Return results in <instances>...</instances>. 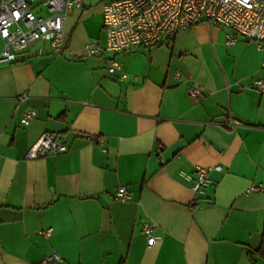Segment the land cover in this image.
I'll return each mask as SVG.
<instances>
[{"label":"crops","instance_id":"0c3cea01","mask_svg":"<svg viewBox=\"0 0 264 264\" xmlns=\"http://www.w3.org/2000/svg\"><path fill=\"white\" fill-rule=\"evenodd\" d=\"M102 10L82 0L68 14L60 53L44 40L0 64V264L52 253L56 264H264L249 255L264 229V93L246 88L264 80L262 54L202 22L156 46L90 56L87 44L105 47ZM112 61L125 78L108 73ZM194 83L205 92L190 97ZM48 132L67 134L69 151L27 160ZM197 167L213 185L195 205L180 172L195 178ZM118 186L129 202L114 199ZM142 223L153 226L150 248Z\"/></svg>","mask_w":264,"mask_h":264},{"label":"built area","instance_id":"2783aa9c","mask_svg":"<svg viewBox=\"0 0 264 264\" xmlns=\"http://www.w3.org/2000/svg\"><path fill=\"white\" fill-rule=\"evenodd\" d=\"M102 5V21L106 36L102 49L95 43H89L85 49L90 56H99L103 52L125 53L137 48H149L162 43L165 39L177 35L202 22L210 27L219 26L227 29L226 44L235 42L239 36L255 44L262 54L264 69V0H99ZM82 0H0V39L3 50L0 64L17 60L20 51L40 41H48L56 53L63 49L64 24L68 14L81 6ZM108 73L121 72L125 78L121 64L112 61ZM175 76L180 78V74ZM247 89L264 93V80H254ZM239 91L243 87L239 86ZM205 89L194 83L187 93L196 97ZM18 105L29 99L27 93L15 97ZM34 109L23 112L19 124L28 126L35 118ZM229 131L234 132L238 124L228 113L227 120L222 123ZM85 138L87 136L78 134ZM101 142V140H99ZM70 140L65 133H43L29 148L27 160L38 157H56L68 152ZM214 170L221 171L220 166ZM210 169L197 167L195 178L185 172L180 177L191 183L194 194L193 204H199L205 197L206 190L213 185L209 177ZM261 187L251 185L246 193L260 191ZM132 196L126 186H118L114 199L125 203ZM153 226L142 223L141 230L147 237L146 246L150 248L155 241L152 235ZM52 228L41 232L44 237L52 234ZM60 257L52 253L37 264H56Z\"/></svg>","mask_w":264,"mask_h":264},{"label":"trees","instance_id":"16d2710c","mask_svg":"<svg viewBox=\"0 0 264 264\" xmlns=\"http://www.w3.org/2000/svg\"><path fill=\"white\" fill-rule=\"evenodd\" d=\"M249 255L257 256L258 258L264 260V229H262L261 242L259 247L255 251L250 252Z\"/></svg>","mask_w":264,"mask_h":264},{"label":"rangeland","instance_id":"374dc122","mask_svg":"<svg viewBox=\"0 0 264 264\" xmlns=\"http://www.w3.org/2000/svg\"><path fill=\"white\" fill-rule=\"evenodd\" d=\"M228 34H229V32H228Z\"/></svg>","mask_w":264,"mask_h":264}]
</instances>
